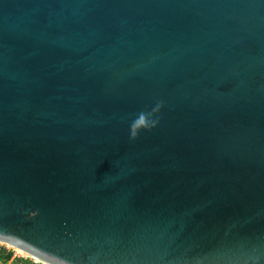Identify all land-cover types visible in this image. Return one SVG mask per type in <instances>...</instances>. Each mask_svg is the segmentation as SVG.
I'll use <instances>...</instances> for the list:
<instances>
[{"label":"water","instance_id":"water-1","mask_svg":"<svg viewBox=\"0 0 264 264\" xmlns=\"http://www.w3.org/2000/svg\"><path fill=\"white\" fill-rule=\"evenodd\" d=\"M0 240L264 264V0H0Z\"/></svg>","mask_w":264,"mask_h":264},{"label":"built area","instance_id":"built-area-1","mask_svg":"<svg viewBox=\"0 0 264 264\" xmlns=\"http://www.w3.org/2000/svg\"><path fill=\"white\" fill-rule=\"evenodd\" d=\"M12 244H10V243H7V242H5V241H3V240H0V255L1 254H7V253H11L12 255H11V258H10V260H8L7 262H2L1 261V258H0V264H11V262L14 260V259H16V258H20V255H18V253L16 252V251H14V250H17L15 247H12L11 246ZM11 250H13V252L11 251ZM17 256H19V257H17ZM37 260V259H36ZM34 262H37V261H34ZM47 264V263H46Z\"/></svg>","mask_w":264,"mask_h":264},{"label":"rangeland","instance_id":"rangeland-1","mask_svg":"<svg viewBox=\"0 0 264 264\" xmlns=\"http://www.w3.org/2000/svg\"><path fill=\"white\" fill-rule=\"evenodd\" d=\"M12 247H15L13 245H11ZM17 250H14L18 253V255H20V258H24V259H27L29 261L28 264H46L47 262L46 261H42L41 260H36V258H34V255H31L30 253L24 251L23 249L21 250L19 247H15ZM21 250V251H20ZM13 252V250H11ZM19 257V256H17ZM37 257V256H36ZM40 259V258H39ZM1 261L4 263V261L1 259ZM34 261H37V262H34ZM49 264V263H47Z\"/></svg>","mask_w":264,"mask_h":264},{"label":"trees","instance_id":"trees-1","mask_svg":"<svg viewBox=\"0 0 264 264\" xmlns=\"http://www.w3.org/2000/svg\"><path fill=\"white\" fill-rule=\"evenodd\" d=\"M11 253H7V254H1L0 255V258L4 261V262H7L8 260H10L11 258ZM29 261L27 259H24V258H16L14 259L11 264H28Z\"/></svg>","mask_w":264,"mask_h":264},{"label":"bare ground","instance_id":"bare-ground-1","mask_svg":"<svg viewBox=\"0 0 264 264\" xmlns=\"http://www.w3.org/2000/svg\"><path fill=\"white\" fill-rule=\"evenodd\" d=\"M21 249V248H20ZM22 250V249H21ZM20 250V251H21ZM27 252V251H26ZM32 255V254H31ZM34 258H36V259H38V260H41V259H39V257H36V256H34ZM42 261H43V259H42ZM47 262V261H46ZM48 263V262H47ZM50 264V263H49Z\"/></svg>","mask_w":264,"mask_h":264}]
</instances>
